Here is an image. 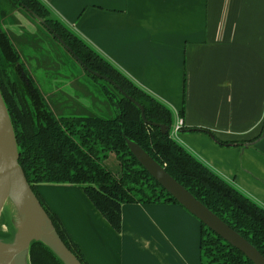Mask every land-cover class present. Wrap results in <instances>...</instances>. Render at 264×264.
<instances>
[{
    "label": "crops",
    "instance_id": "0c3cea01",
    "mask_svg": "<svg viewBox=\"0 0 264 264\" xmlns=\"http://www.w3.org/2000/svg\"><path fill=\"white\" fill-rule=\"evenodd\" d=\"M40 1L133 84L170 107L169 132L177 143L264 207V133L249 145H221L203 131L174 129L181 120L225 141L249 142L261 134L264 0ZM35 190L90 264L200 263V220L181 204L124 203L116 231L79 185L41 183Z\"/></svg>",
    "mask_w": 264,
    "mask_h": 264
},
{
    "label": "trees",
    "instance_id": "16d2710c",
    "mask_svg": "<svg viewBox=\"0 0 264 264\" xmlns=\"http://www.w3.org/2000/svg\"><path fill=\"white\" fill-rule=\"evenodd\" d=\"M14 9L21 10L30 18L35 15L43 20L44 25L35 21L56 41L53 34H57L89 70L109 78L128 97L141 104L148 121L164 124L169 130L172 128L173 114L169 106L133 84L120 70L54 18L40 0H0V20ZM0 59V62L11 67L15 77L13 81L10 80L0 68V94L16 141L17 163L57 234L81 264L90 263L80 247L70 239L59 217L36 193L35 186L41 183L79 185L116 231L120 230L121 206L124 203L180 204L141 165L128 142L139 145L170 176L264 257V207L177 143L169 131L164 133L158 125L145 123L140 109L130 99L122 97L113 86L82 69L96 83L105 84H99V87L113 114L107 117L98 114L57 116L31 75L19 63L18 53L1 28ZM179 114L183 116V107ZM193 130L209 134L221 145H249L263 134L264 129L255 139L241 142L220 140L209 129L202 127L182 125L179 128V131ZM110 153H114L118 161L117 173L104 162ZM200 225L199 264H255L202 221ZM2 237L10 238V235ZM27 256L28 264H64L41 241L29 243Z\"/></svg>",
    "mask_w": 264,
    "mask_h": 264
},
{
    "label": "water",
    "instance_id": "95a60500",
    "mask_svg": "<svg viewBox=\"0 0 264 264\" xmlns=\"http://www.w3.org/2000/svg\"><path fill=\"white\" fill-rule=\"evenodd\" d=\"M31 14V13H30ZM32 15V14H31ZM32 18L41 24H45L43 20L38 19L35 15ZM60 45L74 58V60L82 67V69L93 76L109 83L113 86L122 97L130 99L139 109L141 118L145 123L158 125L162 132L166 133L169 128L164 124H157L146 119L144 109L141 104L133 98L128 97L123 90L112 80L105 76H101L96 72L89 70L74 55L69 47L60 39L57 34H53ZM264 133V130H263ZM129 148L147 171L168 191L184 208L195 215L212 231L220 235L234 247L242 251L255 264H264V257L259 251L253 247L239 233L230 228L218 216L212 213L205 205L197 200L184 186L170 176L165 169L159 165L152 157H150L139 145L128 142ZM16 141L13 134L12 125L7 113L5 103L0 94V187L7 184L10 193H16V196H10L15 209L19 213V220L26 224L27 228L21 231V227L17 222L16 229L11 220L8 221L10 228V238L0 237V264H23L15 257L25 251L26 264H28L27 249L31 241H41L47 245L64 264H81L77 257L64 244L62 239L54 229L53 223L38 203L35 195L28 186L24 174L17 163ZM4 206V204H3ZM2 206V208H3Z\"/></svg>",
    "mask_w": 264,
    "mask_h": 264
},
{
    "label": "rangeland",
    "instance_id": "374dc122",
    "mask_svg": "<svg viewBox=\"0 0 264 264\" xmlns=\"http://www.w3.org/2000/svg\"><path fill=\"white\" fill-rule=\"evenodd\" d=\"M0 28L10 38L18 53L19 63L31 75L35 85L57 116H59V108L64 109V112H82L105 117L113 114L99 87V84H105L102 82L98 84L86 75L61 45L35 20L21 10L14 9L0 20ZM0 68L4 76L12 81L15 79L10 66L0 62ZM106 87L115 93L111 88ZM104 162L114 173L119 171L114 153H110ZM19 216L17 209L7 199L0 216L1 238L10 235L9 220L16 227L13 230V233L16 232V237ZM25 256L23 251L15 258L26 264Z\"/></svg>",
    "mask_w": 264,
    "mask_h": 264
},
{
    "label": "bare ground",
    "instance_id": "6f19581e",
    "mask_svg": "<svg viewBox=\"0 0 264 264\" xmlns=\"http://www.w3.org/2000/svg\"><path fill=\"white\" fill-rule=\"evenodd\" d=\"M10 196L14 197V196H16V193H13V192L10 193V189H9V187H8L7 184H4L3 186H1V187H0V216H1L2 206H3L4 202H5ZM19 219H20V218H19ZM19 221H20V222H19L18 224H19L20 227H21V228H20L21 231H22V230H25V229L27 228L26 224H24L22 220H19ZM0 228H1V226H0ZM5 233H6V231H5Z\"/></svg>",
    "mask_w": 264,
    "mask_h": 264
},
{
    "label": "built area",
    "instance_id": "2783aa9c",
    "mask_svg": "<svg viewBox=\"0 0 264 264\" xmlns=\"http://www.w3.org/2000/svg\"><path fill=\"white\" fill-rule=\"evenodd\" d=\"M182 126V121L181 120H179L177 123H176V125L174 126V129L175 130H179V128Z\"/></svg>",
    "mask_w": 264,
    "mask_h": 264
}]
</instances>
